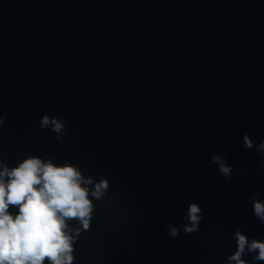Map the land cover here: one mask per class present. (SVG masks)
I'll list each match as a JSON object with an SVG mask.
<instances>
[{"label":"water","instance_id":"1","mask_svg":"<svg viewBox=\"0 0 264 264\" xmlns=\"http://www.w3.org/2000/svg\"><path fill=\"white\" fill-rule=\"evenodd\" d=\"M0 119L9 167L108 182L87 229L67 221L72 264H230L237 231L264 241V0H0Z\"/></svg>","mask_w":264,"mask_h":264},{"label":"clouds","instance_id":"2","mask_svg":"<svg viewBox=\"0 0 264 264\" xmlns=\"http://www.w3.org/2000/svg\"><path fill=\"white\" fill-rule=\"evenodd\" d=\"M40 127L60 133L65 125L45 115ZM243 145L249 150L254 146L247 134ZM256 148L264 156V141ZM211 161L219 165L222 176L231 178L233 169L219 155L212 156ZM93 184L94 189H90L88 186ZM107 187L106 180L94 183L69 162L56 164L33 155L9 167L0 160V264H45L46 260L49 264H72L74 237L67 231V221L78 220L87 229L93 208L89 196L99 199ZM10 206L17 209L15 214ZM200 213L196 203L189 205L186 233L199 230ZM253 213L264 223V203L254 200ZM170 234L176 236L178 230L170 226ZM235 237L237 249L229 257L230 264H248L242 259L246 253H256L253 259L264 261V241H249L240 231Z\"/></svg>","mask_w":264,"mask_h":264}]
</instances>
